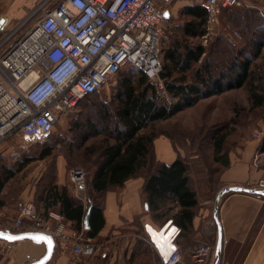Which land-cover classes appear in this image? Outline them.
I'll use <instances>...</instances> for the list:
<instances>
[{
    "label": "trees",
    "instance_id": "1",
    "mask_svg": "<svg viewBox=\"0 0 264 264\" xmlns=\"http://www.w3.org/2000/svg\"><path fill=\"white\" fill-rule=\"evenodd\" d=\"M243 8L222 9L218 15L223 21V29L216 41L227 47L228 54L212 47L211 57L219 55L220 59L217 60L224 62H208L210 51L199 41L206 35L207 14L199 4L191 3L181 10V24L175 28L166 45L162 39L159 43L162 90L159 91L142 72L126 65L112 78L117 82L108 101L100 98L99 92H95L76 104L81 111L73 117L71 124L73 132L78 133L81 140L76 148L71 144L68 146L64 163L67 167L75 168L85 164L82 166L87 175L84 199L75 198L68 185H59L57 166L50 165L41 172L33 191L37 218L46 221L50 211H57L73 230L80 233L87 216L88 230L84 229L83 235L86 239L96 241L105 226L103 211L106 193L122 188L128 180L141 177V200L153 221L160 227L170 223L177 230L173 239L176 246L195 243L193 220L199 211L197 190L193 186L188 164L179 156L169 164L155 158V127L158 123L171 120L199 100L246 86H249V100L257 107L264 104V84L259 83L264 75L255 76L258 70H262L261 67L264 68V63L257 65L258 70L253 65V61L260 57L264 45V19L256 11H244ZM242 17L252 19L251 27H243L247 22L241 19L239 26L231 29L229 23ZM223 34H227L230 40L224 41ZM4 35L0 36V41ZM254 82L257 83L252 85ZM81 118L84 119L81 121ZM53 132L54 129L41 152L26 159L23 164L53 156L57 144L49 142ZM87 140L93 143L87 144ZM168 140L171 144L170 137ZM226 140L227 133L212 134L211 164L216 166L215 173L219 170L222 173L230 165L229 153L225 150ZM78 151L80 154L76 156ZM258 151L264 152V134ZM3 157L0 151V159ZM14 177L15 173L8 169L0 173V220L8 219L9 214L12 217L10 221L16 216L14 209L8 210L6 204L11 197L18 200L22 190L16 189L13 194L5 190L8 181ZM171 207L176 211L169 218L163 219L168 216ZM3 211L7 213L2 214ZM133 224L136 229L129 232L140 234L134 240L128 263L151 264L149 240L144 237L138 218ZM11 231L29 232L25 229Z\"/></svg>",
    "mask_w": 264,
    "mask_h": 264
},
{
    "label": "built area",
    "instance_id": "2",
    "mask_svg": "<svg viewBox=\"0 0 264 264\" xmlns=\"http://www.w3.org/2000/svg\"><path fill=\"white\" fill-rule=\"evenodd\" d=\"M176 1L180 0H62L42 10L0 53V145L12 138L26 139L30 145L43 143L81 99L101 91L126 65L162 90L159 43L164 14ZM181 1L199 4L207 23H215L222 9L244 5L242 0ZM27 23H20L16 31ZM11 37L12 33L4 35L0 49ZM69 176L76 191H82V171L74 170ZM16 210L12 229L23 228L26 221L33 230L29 232L54 236L64 244L75 264H88L82 258L93 253V246L90 239L82 238L84 229L67 233L61 216L49 213L56 222L51 233L28 200L19 199ZM210 257V249L197 248L185 261L175 246L159 257V263L151 264H209Z\"/></svg>",
    "mask_w": 264,
    "mask_h": 264
},
{
    "label": "crops",
    "instance_id": "3",
    "mask_svg": "<svg viewBox=\"0 0 264 264\" xmlns=\"http://www.w3.org/2000/svg\"><path fill=\"white\" fill-rule=\"evenodd\" d=\"M179 2L190 4L180 0L173 5ZM55 4H57L55 0H0V20L4 22L1 28L7 34H14L17 26L26 20L28 21L24 26L26 31L36 19L37 13L33 15L35 11L50 10ZM263 134L264 132L258 139L245 141L238 150L229 154L230 165L222 171L219 178L221 188L227 186L264 188V152L258 151ZM155 151L157 159L163 163L169 164L175 159L171 145L167 141L156 142ZM64 164L63 160L57 162V183L69 187ZM142 184V179H131L122 188L106 193L103 211L105 226L96 241L91 240L95 249L91 255L82 258L84 262L129 264L128 259L135 240L129 230L136 229L133 224L136 218L143 227L144 237L149 240L151 263H159V257L176 246L173 239L177 230L170 223L160 227L148 213L142 212L140 204ZM70 192L75 198L84 199V195L79 194L76 189L70 188ZM262 198L245 193H230L221 199L218 213L223 235L220 264H264V199ZM20 199L33 202V192L22 193ZM199 206L201 207L193 220L195 243L177 246L182 250L185 261H190L194 251L202 248V245H206L204 247L210 250L215 246L216 226L212 219L213 207L209 205V201L199 203ZM49 213L61 216L57 211ZM49 213L44 222L53 233L56 222L49 219ZM61 218L65 232L72 234L75 230L64 221L62 216ZM9 221V218L0 220L1 231L16 233L11 231L12 221ZM28 226L30 225L25 221L21 229L33 231ZM54 241L55 249L47 264H75L69 249L57 239L54 238ZM44 253L43 244H34L29 240L15 243L0 241V264H30ZM211 261L210 257L209 264Z\"/></svg>",
    "mask_w": 264,
    "mask_h": 264
},
{
    "label": "rangeland",
    "instance_id": "4",
    "mask_svg": "<svg viewBox=\"0 0 264 264\" xmlns=\"http://www.w3.org/2000/svg\"><path fill=\"white\" fill-rule=\"evenodd\" d=\"M57 4L62 0H55ZM244 3V8L242 10L256 11L260 18L264 19V1L261 0H242ZM56 5V4H55ZM54 5V6H55ZM186 3H176L175 5L168 6L169 18L165 19L163 23V36L162 43L166 45L169 37H172L175 28H178V25L182 21V9ZM242 6V7H243ZM43 9H39L33 13L37 15V18ZM246 17V16H245ZM243 19L232 21L229 23L231 29L234 26H239V21ZM252 20V19H250ZM250 20L243 19L247 24L243 27H251L253 24ZM228 25V24H227ZM244 28V29H245ZM223 29V21L217 17L216 22L207 23L206 26V35L201 37L199 40L201 45L204 46L207 50L210 51V56L212 53V47L216 48V51H220L223 54H228L227 47L221 42L216 41V39L221 35ZM24 27L12 34L11 39L3 44L0 49L2 53L7 49L15 39H17L23 32ZM4 29L0 28V36L4 35ZM224 41L230 40L227 34H223ZM166 41V42H164ZM228 43L231 47L232 45ZM213 45V46H212ZM216 45V46H215ZM218 47V48H217ZM215 52V51H214ZM220 59L219 55L211 57L208 62L211 63ZM218 61V60H217ZM224 62V61H218ZM264 63V45L261 47V55L259 58L253 61V65H261ZM264 66V65H263ZM258 70L255 73V76L264 75V68ZM254 69V67H253ZM254 71V70H253ZM116 79H112L101 91H99V97L108 101L112 97V88L116 85ZM257 82H254L255 85ZM260 84H264V78ZM248 87L235 89L227 92H223L220 95L211 96L203 100H199L192 107L185 109L183 112L177 114L174 118L167 122L158 123L155 127V132L157 138L153 142V151L156 156L155 143L161 141H167L168 137L171 138V144L169 142L174 152V156H179L184 162L188 164L190 176L192 178V183L194 188H196L198 193L199 203H204L209 201V205L213 207L214 199L217 192L220 190V175L221 171L218 173L214 172L216 166L211 164V138L213 133H227L228 140H226L225 150L230 154L238 150L245 141L258 139L260 135L264 132V104L260 107L255 106L249 100ZM261 87V86H258ZM160 91V90H159ZM81 111L80 107L76 105L71 111H69L63 118L60 119L59 124L54 128V134L49 142H56V151L53 153L51 158H48L43 161H34L28 164H23L24 161L28 158L37 156L42 147L45 146V140L42 144H29V141L21 140L18 138H12L3 143V146L0 147L4 157L0 159V173L3 170H9L15 173V177L8 181L5 190L6 193H11L16 191V189L22 190V193H32L35 189V184L38 178L41 175V172L44 169H47L50 165L55 164L57 166L58 160L65 161V157L68 155L67 149L71 144L76 148L80 144L81 137L78 133L73 132L71 120L75 115H78V112ZM84 113H82L83 115ZM85 115V114H84ZM84 118H81V121ZM256 135H259L256 136ZM262 137V136H261ZM88 141V140H87ZM48 142V143H49ZM93 143L91 140L87 144ZM2 145V144H1ZM174 146V148H173ZM4 150V151H3ZM80 152H76L75 155H79ZM84 161V160H83ZM66 162V161H65ZM85 164L81 165L78 168L67 167V164H64L65 174L67 177V183L71 190H77L76 186L70 180V172L74 170H81L84 179V188L82 191L78 190L79 194H85V181L87 178ZM209 167V170L208 168ZM220 174V175H219ZM142 179L141 177H135L134 180ZM143 185V184H142ZM20 187V188H19ZM69 188V189H70ZM142 186L140 188L141 193ZM16 193V192H15ZM11 194H8L11 196ZM21 196V195H20ZM20 199V198H19ZM18 199V200H19ZM8 198V203L6 204L9 209H14L17 216L16 203L17 201ZM6 201V200H5ZM33 201V199H32ZM140 204L143 213H148L145 209L144 204L140 196ZM201 207V206H199ZM200 209V208H199ZM6 210V209H4ZM175 208L171 207L168 211V216L163 219L169 218L174 212ZM3 213H7L3 211ZM15 216V217H16ZM9 218L10 214L8 215ZM15 217L12 220L15 219ZM164 221V220H163ZM140 233H133L132 237L134 239L139 237ZM82 238L85 239V236L82 234ZM149 238V237H148ZM202 245V248H205ZM213 249H211L213 255ZM212 258V256H211Z\"/></svg>",
    "mask_w": 264,
    "mask_h": 264
},
{
    "label": "water",
    "instance_id": "5",
    "mask_svg": "<svg viewBox=\"0 0 264 264\" xmlns=\"http://www.w3.org/2000/svg\"><path fill=\"white\" fill-rule=\"evenodd\" d=\"M165 18H168V12L166 11L164 14ZM3 21V20H0ZM3 24V23H2ZM0 24V28L2 26ZM25 141H27L25 139ZM230 193H245L249 195H255L257 197H263L264 198V188H251V187H238V186H227L221 188L214 199V204H213V209H212V219L213 222L216 226V236H215V246L213 250V255H212V261L211 264H220L221 260V252H222V240H223V235H222V229L221 225L218 219V213H219V207H220V201L221 199ZM145 209H147V206L144 205ZM88 217L86 216L84 219V229L88 230V223H87ZM5 237H20V239H7ZM31 237H47L50 238L51 240V247L49 248V245L45 242H36ZM22 240H29L33 242L34 244H43L45 246V253L37 260L31 262L30 264H47L54 252L55 249V241L53 237L50 235L41 233V232H19V233H10L8 231H1L0 230V241H5L7 243H15L18 241Z\"/></svg>",
    "mask_w": 264,
    "mask_h": 264
},
{
    "label": "snow or ice",
    "instance_id": "6",
    "mask_svg": "<svg viewBox=\"0 0 264 264\" xmlns=\"http://www.w3.org/2000/svg\"><path fill=\"white\" fill-rule=\"evenodd\" d=\"M4 23L3 21H0V24ZM7 239H20V237L12 238V237H5ZM36 242H45L49 245V248L51 247V240L47 237H31Z\"/></svg>",
    "mask_w": 264,
    "mask_h": 264
},
{
    "label": "bare ground",
    "instance_id": "7",
    "mask_svg": "<svg viewBox=\"0 0 264 264\" xmlns=\"http://www.w3.org/2000/svg\"><path fill=\"white\" fill-rule=\"evenodd\" d=\"M30 78H31V76H30ZM30 78H28V79H30ZM28 79H26L24 82H26Z\"/></svg>",
    "mask_w": 264,
    "mask_h": 264
}]
</instances>
